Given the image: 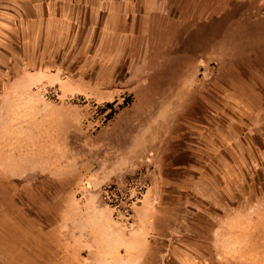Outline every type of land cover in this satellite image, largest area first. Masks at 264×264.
I'll return each mask as SVG.
<instances>
[{
	"label": "rangeland",
	"instance_id": "obj_1",
	"mask_svg": "<svg viewBox=\"0 0 264 264\" xmlns=\"http://www.w3.org/2000/svg\"><path fill=\"white\" fill-rule=\"evenodd\" d=\"M233 1L136 2L130 48L59 36L69 65L42 68L58 82L0 115V264H264V178L238 139L233 176L221 156L217 173L203 161V193H178L196 157L188 146L183 163L179 149L200 120L204 139L264 133L228 114L226 67L264 57V17L248 15L256 0ZM148 8L154 31L170 28L163 49L132 39Z\"/></svg>",
	"mask_w": 264,
	"mask_h": 264
},
{
	"label": "crops",
	"instance_id": "obj_2",
	"mask_svg": "<svg viewBox=\"0 0 264 264\" xmlns=\"http://www.w3.org/2000/svg\"><path fill=\"white\" fill-rule=\"evenodd\" d=\"M139 1L143 0H0V115L21 113L25 108L27 92H30L32 96H40L37 87L44 80H47L49 84L58 82L56 73L42 71V68L69 65L68 61L60 62V59H64L65 56L58 53L60 49L59 36L64 38L66 43H71L70 47L72 48L75 42V38L73 39L72 36L75 34L81 35L86 49H105L107 45L114 49L130 48L132 46L130 35L126 34L130 31L129 29L133 28L130 19H133L132 16L135 15L129 11V8ZM144 1L155 2L150 7L153 10L157 3L169 0ZM234 1L233 4H235ZM150 8L145 9L142 16L146 26L144 24L139 29L135 28L136 33H133L132 39L139 38L140 40V35H143L142 49L159 50L160 47H163L160 44H164V40H168L170 28L164 27L162 31H154L153 25L150 24L151 17L148 16ZM250 8L249 19L256 12H259V17H264V0H256V5H252ZM211 11H213L211 14H218V5H214ZM227 12L228 15L232 13L230 6H227ZM243 16L245 19L247 18V15ZM178 26L180 28L182 23L179 22ZM144 32L148 35L147 40L144 37ZM154 33L163 37L153 41ZM138 47L133 46V50ZM247 56L245 53L238 59L239 62H230L226 67L228 76L225 81L227 88L225 98L228 100V114L240 113L238 116L241 117H238V122H242L240 128L243 131H264V57L249 62ZM255 68L258 69V72ZM222 86L221 84L220 87ZM218 88L215 97H222L221 94L224 92ZM215 94L212 96L214 97ZM212 110H215L214 107ZM199 122L200 125L195 127L198 128V136L190 139L193 141L184 137L181 143L182 149H179V156L184 153L181 159L183 163L188 162L186 153L188 146H195L196 157L194 171L188 176H182L183 186L179 187L178 193L185 195L192 191L195 194L203 193V161L210 162L211 171L217 173L216 169L219 168L218 161L221 156L222 161L226 162L227 177L233 176L235 159L233 151L237 139L243 146H246L241 153L242 162L245 164L258 161L259 165L255 172L259 171L261 178H264V133L249 132L251 136L248 134V137L243 139L234 137L223 139L214 132V137L204 139L202 121ZM211 130L215 131L219 128L218 126L213 127L211 124ZM254 133L258 135L257 138L254 137ZM208 146L209 148H207ZM219 146H226L228 150L230 149L231 155H220ZM160 160H162L161 157ZM191 177L195 183L193 189L189 187L190 182L187 183ZM153 182L150 190L153 188ZM156 184L159 187L158 191L162 192L158 182ZM259 201H264V199ZM261 205L263 204L261 203ZM262 218V224H264V217Z\"/></svg>",
	"mask_w": 264,
	"mask_h": 264
}]
</instances>
